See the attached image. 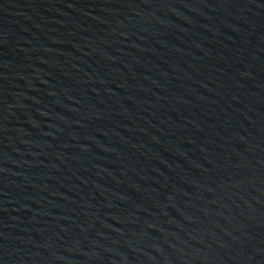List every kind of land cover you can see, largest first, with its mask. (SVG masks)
<instances>
[{
	"label": "water",
	"instance_id": "1",
	"mask_svg": "<svg viewBox=\"0 0 264 264\" xmlns=\"http://www.w3.org/2000/svg\"><path fill=\"white\" fill-rule=\"evenodd\" d=\"M0 264H264V0H0Z\"/></svg>",
	"mask_w": 264,
	"mask_h": 264
}]
</instances>
